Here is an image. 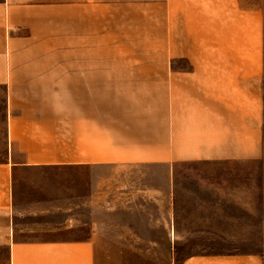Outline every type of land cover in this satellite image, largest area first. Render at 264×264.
I'll use <instances>...</instances> for the list:
<instances>
[{"label":"crops","instance_id":"0c3cea01","mask_svg":"<svg viewBox=\"0 0 264 264\" xmlns=\"http://www.w3.org/2000/svg\"><path fill=\"white\" fill-rule=\"evenodd\" d=\"M189 162L212 181L176 188ZM82 169L120 185L15 188ZM65 206L88 236L24 235ZM222 209L264 234V0H0V264H264L186 250Z\"/></svg>","mask_w":264,"mask_h":264},{"label":"rangeland","instance_id":"374dc122","mask_svg":"<svg viewBox=\"0 0 264 264\" xmlns=\"http://www.w3.org/2000/svg\"><path fill=\"white\" fill-rule=\"evenodd\" d=\"M256 174V164L253 166ZM221 177L228 179L226 167L217 166L215 171ZM114 173L105 171L102 173H91L85 170L79 171H34L29 175H21L15 183V188L21 189V201L23 205L34 200L46 199L57 201L60 198L61 204H67L68 193L63 188H95L104 182L115 181ZM214 169L212 163L189 162L183 163L179 167L176 178V188H203L202 179L207 177L212 181ZM254 180L256 178L254 177ZM34 188H45L42 191ZM58 188H61L58 189ZM222 188H227V184ZM255 188V186H254ZM64 190V191H62ZM60 192V196L59 193ZM254 212L256 209H252ZM258 211V210H257ZM222 216L215 220V224H210L204 232H199L185 243L189 252H226V251H250L260 253L264 261V234L261 233L259 218L253 219V224H248V219L236 213L233 209L221 210ZM259 215V213L257 212ZM68 206L50 210L44 215H26L20 218L23 224L39 222L44 224L35 231L24 234L26 237L34 238H79L88 236V226L73 225L68 222Z\"/></svg>","mask_w":264,"mask_h":264}]
</instances>
